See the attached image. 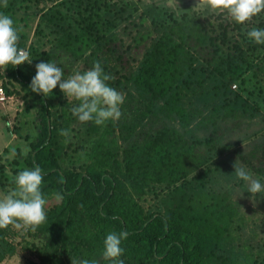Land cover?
<instances>
[{
	"label": "trees",
	"instance_id": "16d2710c",
	"mask_svg": "<svg viewBox=\"0 0 264 264\" xmlns=\"http://www.w3.org/2000/svg\"><path fill=\"white\" fill-rule=\"evenodd\" d=\"M39 2L7 0L4 7L0 0V14L12 18L18 48L31 60L8 65L2 89L30 96L38 107L37 133L25 136L29 150L16 147L6 159L11 174L0 165V178L14 186L20 171L39 166L46 220L35 231L0 229V260L18 244L48 252L57 264H114L103 258V242L127 231L118 258L124 264H264V252L254 257L249 245L243 251L233 245L240 219L227 193L210 187L209 175L229 182L231 165L219 164L233 153L264 179V44L244 35L226 12L208 8L186 4L176 14L134 0H65L40 14L54 37L39 50L26 47L23 19L15 17ZM257 28L264 29V16ZM41 61L54 62L64 78L77 63L83 72L98 61L112 77L106 83L125 94L120 111L128 116L82 123L71 112L78 102L58 86L48 96L33 93ZM247 142L252 148L244 156L239 148Z\"/></svg>",
	"mask_w": 264,
	"mask_h": 264
},
{
	"label": "clouds",
	"instance_id": "9594fccd",
	"mask_svg": "<svg viewBox=\"0 0 264 264\" xmlns=\"http://www.w3.org/2000/svg\"><path fill=\"white\" fill-rule=\"evenodd\" d=\"M170 5L178 7L177 0H169ZM7 7V0H3ZM209 7L213 10L226 12L231 19L244 24L264 11V0H197L196 7ZM247 37L257 44H264V29L252 28L247 31ZM19 34L12 18L0 14V69L4 71L8 65L14 67L24 63H31L29 52L18 48ZM36 74L30 82L33 93L48 96L53 89L59 87L64 97L78 102L71 109L73 116L82 123L94 121L96 125H103L108 120L117 121L121 117L120 106L123 104L125 94L110 87L106 82L111 80L110 74H104L97 61L91 69L75 71L74 74L64 78V73L54 62L36 64ZM60 135H68L62 129ZM237 179L248 182L247 192L251 196L264 191V185L243 166L233 165ZM42 170L39 166L34 169H24L14 178L15 188L7 194L0 195V229L11 225L16 230L35 231L45 222L44 207L47 203L42 195ZM56 202L63 200V195L55 193ZM242 196V195H241ZM127 231L110 233L103 242V258L113 261L114 264H124L118 258L123 254L122 240L126 239ZM71 264H90L88 260H71ZM91 264H96L95 261Z\"/></svg>",
	"mask_w": 264,
	"mask_h": 264
},
{
	"label": "rangeland",
	"instance_id": "374dc122",
	"mask_svg": "<svg viewBox=\"0 0 264 264\" xmlns=\"http://www.w3.org/2000/svg\"><path fill=\"white\" fill-rule=\"evenodd\" d=\"M64 1L65 0H40L38 4L32 5L29 10L22 8L15 12V17L17 19H23L22 22H19V25L25 30L27 35L26 47H30L31 45L33 48L39 50H48L53 45L54 35L50 31V25L43 22L40 23V14L45 13L49 8L61 4ZM106 1L122 4L125 1L130 0ZM134 1H137L138 5L141 7L155 4L160 10H171L176 14L185 12L186 4L190 10H204L208 8L209 11H213V9L206 6L194 8L197 0H177L178 7L170 5L169 0ZM66 6L67 5H62L61 7L64 12L68 11ZM32 12L37 14H32L31 16ZM71 12H69V16H73ZM263 16L264 11L253 17L252 20L241 24L242 33L247 35V31L252 28H257V23ZM81 68L82 64L77 63L73 69L80 70ZM4 73V70L0 69V74L3 75ZM261 77L262 81H264V75ZM2 81L3 80L0 77V86ZM256 82L257 79H253V84H247L246 87L253 90V87L255 86L254 83ZM254 91L257 92V88H255ZM67 99L71 100V98ZM37 109L38 107L35 100L30 96H25L23 98L21 95H10L7 96V99L4 102H0V165H3L6 173L11 174L6 159L10 160L13 157V150L16 147H18L22 153H26L29 150V144L25 139V136L33 138L37 133V127L35 126L37 124ZM121 113L122 115L119 119L128 116V114L126 115V111L122 110ZM253 140L256 141V139ZM250 145L251 142H247L242 144L241 148H239L244 156H248V150L252 148ZM259 157L260 155H257L254 158L251 157L250 160L253 166L258 165ZM223 160L227 163L222 162L219 164V167L222 169H226L228 165H231V170L234 172L233 165L236 161L237 166H243L246 168V170L252 174L254 179H258L261 184L264 185V179H261L256 173H254L250 166H245V164L238 159L237 155L228 153ZM209 175L215 180V184L212 183L210 187L214 189V192L227 193L229 201L235 207L237 217L240 219L237 224L241 226V229L235 227L232 231V235H234L233 245L235 248L237 247L239 251H243V248L241 247L242 244H247L250 246L249 250H251V253H254V257L256 255L261 257L264 252V191L257 193L255 196H251V194L247 192L248 182L237 179L235 174L232 175V179L229 182L222 177H219L216 173ZM14 188L15 185H6L5 179L0 178V195L7 194ZM237 224H234L233 226H236ZM0 264H57V262L48 252L46 253L42 250H26L22 248L21 245L17 244L14 252L7 254L2 260H0Z\"/></svg>",
	"mask_w": 264,
	"mask_h": 264
},
{
	"label": "built area",
	"instance_id": "2783aa9c",
	"mask_svg": "<svg viewBox=\"0 0 264 264\" xmlns=\"http://www.w3.org/2000/svg\"><path fill=\"white\" fill-rule=\"evenodd\" d=\"M7 99V95L4 93L2 87L0 86V102H4Z\"/></svg>",
	"mask_w": 264,
	"mask_h": 264
}]
</instances>
